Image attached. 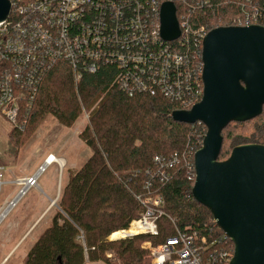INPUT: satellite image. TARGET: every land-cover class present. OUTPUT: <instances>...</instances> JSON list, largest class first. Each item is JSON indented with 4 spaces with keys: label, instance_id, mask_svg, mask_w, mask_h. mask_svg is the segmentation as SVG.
Masks as SVG:
<instances>
[{
    "label": "built area",
    "instance_id": "1",
    "mask_svg": "<svg viewBox=\"0 0 264 264\" xmlns=\"http://www.w3.org/2000/svg\"><path fill=\"white\" fill-rule=\"evenodd\" d=\"M9 1L10 15L0 23V113L15 129L26 128L44 78L60 62L69 66L76 85L84 74L109 69L112 85L130 97L162 96L185 111L202 100L203 41L210 30L197 26L194 15L211 7L213 0ZM223 1L241 10L232 27H264V0ZM166 2L174 3L181 31L171 42L161 37L160 13ZM195 153L187 148L181 155L157 156L154 169L147 173L154 181L166 183L172 171L182 165L195 183ZM52 157L45 159L32 177L17 180L21 189L0 212L10 206L12 210L31 188L40 189L38 179L54 163ZM4 171L0 166V192L5 184ZM137 200L143 212L122 231L130 233L121 239L158 236L163 217L175 227V235L162 245H143L150 249L149 264H230L233 243L228 251L215 247L221 241H210L198 231H180L159 197L139 195ZM79 239L83 242V235ZM106 258L104 264H123L112 251L106 252ZM86 264H90L88 259Z\"/></svg>",
    "mask_w": 264,
    "mask_h": 264
},
{
    "label": "trees",
    "instance_id": "2",
    "mask_svg": "<svg viewBox=\"0 0 264 264\" xmlns=\"http://www.w3.org/2000/svg\"><path fill=\"white\" fill-rule=\"evenodd\" d=\"M240 13L236 4L213 0L211 7L194 15V21L211 31L232 27ZM112 79V71L101 69L96 74H84L76 85L69 66L60 62L44 78L26 128L14 129V133L25 134L44 115H52L71 128L83 111L92 110L90 124L80 138L93 153L71 176L59 204L62 213L53 217L36 240L25 264H86L87 259L90 263H107L108 251L115 252L123 264H149L150 254L142 245L158 247L175 235L168 218L159 220L158 236L108 241L112 234L128 230L140 217L143 207L137 200L139 195L161 198L165 213L180 231H198L210 241H221L216 248L230 251L232 242L215 224L210 211L194 200V181L189 179L187 168L176 167L166 183L154 181L147 173L154 169L157 156L181 155L187 148L197 152L206 127L174 122L171 115L181 110L179 104L162 96L130 97L113 86ZM252 139L254 144L264 146V123L257 127Z\"/></svg>",
    "mask_w": 264,
    "mask_h": 264
},
{
    "label": "water",
    "instance_id": "3",
    "mask_svg": "<svg viewBox=\"0 0 264 264\" xmlns=\"http://www.w3.org/2000/svg\"><path fill=\"white\" fill-rule=\"evenodd\" d=\"M10 11V1L0 0V23ZM160 20L163 40H177L181 31L174 3H163ZM203 63L202 100L171 115L174 122L207 129L194 157L192 196L233 243L230 264H264V146L240 145L219 160L228 125L263 113L264 27L211 30L203 41Z\"/></svg>",
    "mask_w": 264,
    "mask_h": 264
},
{
    "label": "rangeland",
    "instance_id": "4",
    "mask_svg": "<svg viewBox=\"0 0 264 264\" xmlns=\"http://www.w3.org/2000/svg\"><path fill=\"white\" fill-rule=\"evenodd\" d=\"M91 111H83L71 128L60 124L52 115H44L34 121L31 129L25 134L14 133L15 128L0 113V166L5 169L3 172L5 184L0 192V209L12 201L21 189L17 180L32 177L45 159L55 156L63 163L62 167L57 163L47 167L38 179L41 191L31 188L19 200L0 224V237L13 226L18 225L23 228V225L34 222L48 206L49 197L55 196L52 217L58 212L62 213L59 204L65 187L71 176L84 166L93 153L80 138L81 133L90 124V117L87 119V116H90ZM263 123L264 113L245 123L229 124L223 132L224 142L220 160H227L237 146L254 144L252 136L255 131L257 132V127ZM51 223V216L45 218L28 238L24 248L34 244ZM116 240L110 237L108 239L109 242ZM142 249L150 254V249L144 248L143 245ZM113 253L116 255L115 252ZM147 258L148 256L145 257V261ZM119 261L122 263L120 259Z\"/></svg>",
    "mask_w": 264,
    "mask_h": 264
},
{
    "label": "crops",
    "instance_id": "5",
    "mask_svg": "<svg viewBox=\"0 0 264 264\" xmlns=\"http://www.w3.org/2000/svg\"><path fill=\"white\" fill-rule=\"evenodd\" d=\"M48 200V206L42 211L40 216L36 220H34V222H29L28 224L23 225V228L18 225L13 226L6 232V234H4V236L0 237V264H25L27 254L34 244H31L26 248H24V244L32 235L33 231L39 228L40 224L44 221L45 218L51 216V218L53 219L52 213L54 205L52 203L53 201H55V196L49 197ZM47 228H45V230ZM100 263L102 262L90 264Z\"/></svg>",
    "mask_w": 264,
    "mask_h": 264
},
{
    "label": "bare ground",
    "instance_id": "6",
    "mask_svg": "<svg viewBox=\"0 0 264 264\" xmlns=\"http://www.w3.org/2000/svg\"><path fill=\"white\" fill-rule=\"evenodd\" d=\"M54 159H55L54 163H57V164H59L60 166H61V164H63L62 161L58 160L55 156H53L51 160H54ZM51 160H50V161H51ZM61 167H62V166H61ZM11 208H12V206L3 209V210L0 212V223L4 220L5 217H7L8 213H9L10 210H11ZM126 233H130V232H116V233H114V234H112V235L110 236V239H121V236L125 235Z\"/></svg>",
    "mask_w": 264,
    "mask_h": 264
}]
</instances>
